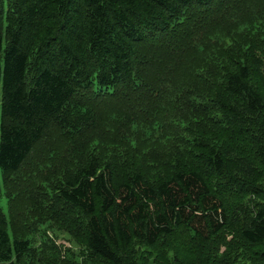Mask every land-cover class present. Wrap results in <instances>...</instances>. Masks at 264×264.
I'll return each mask as SVG.
<instances>
[{
    "label": "trees",
    "instance_id": "1",
    "mask_svg": "<svg viewBox=\"0 0 264 264\" xmlns=\"http://www.w3.org/2000/svg\"><path fill=\"white\" fill-rule=\"evenodd\" d=\"M0 177V264H264V0H0Z\"/></svg>",
    "mask_w": 264,
    "mask_h": 264
},
{
    "label": "rangeland",
    "instance_id": "2",
    "mask_svg": "<svg viewBox=\"0 0 264 264\" xmlns=\"http://www.w3.org/2000/svg\"><path fill=\"white\" fill-rule=\"evenodd\" d=\"M43 157L42 156H36L31 164L29 165V171L31 170H35L36 169V166H37V163H40L42 161ZM0 180L2 182V179L0 177ZM0 204H1V207L3 208L4 212L7 214L8 212V207H7V200L4 196H0ZM16 204H17V207H16V210L17 212L19 213L20 216H23V207H22V203L18 200L16 201ZM22 219V217H19L18 218V222H20ZM49 236H53V234L51 232H48ZM58 242H60L61 245H64V246H67V247H72V244L70 243V241L67 240V237H62L60 239L57 240Z\"/></svg>",
    "mask_w": 264,
    "mask_h": 264
},
{
    "label": "clouds",
    "instance_id": "3",
    "mask_svg": "<svg viewBox=\"0 0 264 264\" xmlns=\"http://www.w3.org/2000/svg\"><path fill=\"white\" fill-rule=\"evenodd\" d=\"M57 240H58V239H56L57 244H58V245H61L60 242H58ZM65 247H67V246H65Z\"/></svg>",
    "mask_w": 264,
    "mask_h": 264
}]
</instances>
